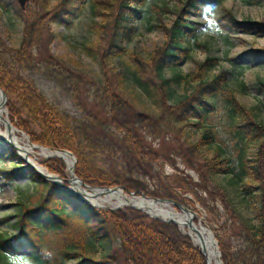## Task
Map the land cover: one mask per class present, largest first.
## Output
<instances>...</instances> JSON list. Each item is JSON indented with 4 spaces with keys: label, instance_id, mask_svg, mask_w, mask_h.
Wrapping results in <instances>:
<instances>
[{
    "label": "trees",
    "instance_id": "16d2710c",
    "mask_svg": "<svg viewBox=\"0 0 264 264\" xmlns=\"http://www.w3.org/2000/svg\"><path fill=\"white\" fill-rule=\"evenodd\" d=\"M198 1L185 0L175 11L171 25H159L164 39L147 56L131 50L126 60L125 42L132 40L135 22L150 0H57L51 6L34 0L25 8L16 7L15 0H0V14L10 12L21 24L22 33L18 46L12 47L0 32V87L6 93L11 122L27 132L33 142L73 151L77 158L75 174L93 185L117 184L128 192L142 190L146 195L184 203L167 187L149 186L151 155L157 153L144 133L158 137L162 133H182L187 126L199 130L198 137L184 150L187 160L197 161L198 155L204 159L205 172L199 167L197 170L205 184L194 180L190 172L182 175L176 170L172 180L195 195L199 186L207 190L209 197H197L216 214L215 220L221 217L217 198L230 205L232 219L223 220L215 232L223 264H264V122L258 117L259 106H247L238 100L228 69L212 72L219 63L217 55L196 61L195 68L183 76L165 73L190 57L192 46L204 45L196 32L199 22L183 15L186 7L197 9ZM244 1L254 5L261 2ZM86 8L93 15H101L102 27L109 29L98 56L92 44L85 46L87 54L103 67L99 84L78 68L71 69L63 57L49 51L47 43H41L48 21L69 28ZM223 9L235 31L264 34V21L238 19L229 8ZM224 37L228 40L229 34ZM242 54L256 61L264 56V46L250 47ZM113 60L118 68L104 69ZM35 69L70 91L81 115L62 110L22 72ZM179 78L190 85V91L172 103L171 85ZM257 82L264 90V80L259 78ZM238 86L242 91L247 89L243 81ZM214 113L217 123L212 120ZM223 131L229 138L219 136ZM227 139L231 148L225 150L221 143ZM213 144L210 157L200 154ZM181 153L185 155V151ZM43 164L50 172L67 176L61 157H48ZM26 167L30 180L43 192L33 203L19 201L15 230H0V264H25L9 258L14 246L28 251L20 257H30V264H63L65 260H72L71 264H207L201 249L174 221L131 206L90 204ZM174 167L179 170L178 165ZM218 174L229 175L240 184L255 204L256 221L235 209L221 183L208 186V178L214 180L213 175Z\"/></svg>",
    "mask_w": 264,
    "mask_h": 264
},
{
    "label": "rangeland",
    "instance_id": "374dc122",
    "mask_svg": "<svg viewBox=\"0 0 264 264\" xmlns=\"http://www.w3.org/2000/svg\"><path fill=\"white\" fill-rule=\"evenodd\" d=\"M15 1L18 4H16V7H19L20 4L18 0ZM41 1L45 5L51 6L54 5L57 0ZM184 1L185 0H150L149 6L146 7L143 12V16H139L138 20L135 22V34L132 40L125 42L127 48L123 58L126 60L130 59L129 52L131 50H135L140 54L147 56L154 46L164 39V32L159 25L163 23L167 26L171 25L172 21L176 18L175 11L178 10ZM32 3H34V0H26L25 6ZM197 5V9L186 7L183 15L192 22H199V25H196V32L198 33V40L204 43V45L192 46L189 51L190 57L181 60L175 69H166V75L173 76L174 74H177L183 76L195 68L196 61L203 60L209 54L217 55L219 57V63L212 72L217 73L221 68L228 69L229 82L236 88L238 100L247 106L258 105V117L264 122V90L257 82L259 78L264 80V56L258 57L256 61H251L246 54H242L250 47H263L264 34L235 31L226 21V16L228 15L225 14L223 9V7L229 8L231 13L238 19L250 18L256 21H264V0H261L259 4L255 5L247 4L244 0H222L221 4L215 3L214 0H199ZM93 20H95V22H93ZM102 24V16L93 15L88 8H86L79 13L78 17L74 19L73 25L69 28L48 21L46 26H44V41L42 40L41 43L44 46L47 43L49 51L55 55L63 57L64 61L71 69L78 68L76 70L94 77L92 79L98 83L99 81L97 80L101 77L100 72L103 67L99 61L92 59V57L87 54L85 46L87 44H92L97 52V56L98 52L101 53L102 46L105 43L104 39L107 30H109L106 27H102ZM0 32L9 46H18L22 34L21 24L13 15H11L10 12L2 11L0 14ZM224 34H229L228 40L225 39ZM114 67L116 69L118 68L115 60L110 61L109 65L105 66L104 69H107L108 71L109 68L114 69ZM22 72L28 77H31L46 97L53 103L57 104L62 110L69 112V114L73 116L81 115L80 105L70 97V91L65 90V87L46 78L38 69L23 70ZM239 81H243L247 85L245 91H242L239 88ZM190 84H194V82L191 81ZM97 85H94L93 88H96ZM171 88L172 92L170 100L172 103L182 99L184 94L190 91V85H187L183 78L173 80ZM122 94L126 96L124 93ZM4 107L5 114L9 119L7 108L5 105ZM217 117V114L214 113L212 120H214L215 123L218 122ZM9 121L11 122L10 119ZM2 128L5 129L4 126ZM18 129V134L23 135L25 131L20 128ZM199 133V130H195L190 126H187L182 133H162L158 137H151L148 132H145L144 135L146 141L157 153L156 155H151L153 156L151 158L152 167L150 169L151 173L147 175V181L150 187H167L173 196H177L179 199L183 198L184 204L195 213V221H199L205 227L210 229L216 238L215 232L218 231V225L225 219H232L230 205H225V201H221L218 197L215 203L217 202L216 204H219L218 208L221 217L219 220H215L214 215L216 214H212L207 207L201 204L197 197L207 196V190H204L203 188H200L202 186H199L197 187L198 189L195 195L192 192L185 191L184 188L174 182L171 177L175 170L182 175L186 172H190L194 180L201 184H205V181L200 176V172L197 170V167L201 170L203 169L202 164H205L204 159L202 156L198 155L196 157L197 161L194 159L192 161L187 160L186 157L188 154L186 150H184L186 146H188V142L194 141ZM219 136H223L225 139L229 138L228 134L224 131L221 132ZM221 144L225 150L231 148V142L229 140ZM40 145L48 148V150H56L59 148L44 144ZM213 149L214 144L211 145L207 151H202L200 154L210 157ZM252 149L253 148H251V150ZM181 150L185 151V155H183L184 157L182 156ZM71 152L73 153V151ZM13 153L16 154V158H13ZM53 153L55 152L37 154L36 160L48 170L46 165L43 164V161L48 157L58 156L53 155ZM61 154H64L62 157H59L65 162L66 177H68L69 167L71 165L69 166L67 157H70V155L66 152H62ZM73 155L75 157V162L73 164L74 171L77 158L74 153ZM22 159L23 158L19 156V151L10 149L0 142V230L6 228L12 231L15 230V221L17 220L16 214L20 207L19 201L27 202L30 200L31 203H33L41 195V192H43V188L40 185L35 184L30 180L26 167L27 164L25 161H22ZM103 162L104 161H102V163ZM175 164L178 165L179 170L174 169ZM213 179L214 180L208 178L206 181L208 186L213 187L215 182L221 183L227 188L230 203L236 207L235 209L244 216L256 221L255 204L251 198L245 194L237 181L232 179L229 175L224 174L213 175ZM83 187L86 188L85 185ZM89 203L96 206L99 205L91 202ZM103 205L110 208L114 207L108 202L101 204V206ZM171 206L178 210L173 204H171ZM13 248L14 251H11L9 254L10 259L13 261L23 260L25 264H30V257H20L23 253L28 254L26 250H17L15 246ZM72 262V260H65L63 264H71Z\"/></svg>",
    "mask_w": 264,
    "mask_h": 264
},
{
    "label": "bare ground",
    "instance_id": "6f19581e",
    "mask_svg": "<svg viewBox=\"0 0 264 264\" xmlns=\"http://www.w3.org/2000/svg\"><path fill=\"white\" fill-rule=\"evenodd\" d=\"M9 119L5 114V107L2 103V94L0 92V142L6 145L10 149L19 151L20 157H27L28 160L39 170L47 172L44 166H42L37 160V154H48L52 152H60L58 150H48L40 145L32 144L25 133L19 135V129L14 124H8ZM3 125L5 127L2 128ZM62 153V152H61ZM64 155V154H63ZM66 156V155H65ZM69 166L72 164V158L67 157ZM65 188L74 191L77 195H80L88 202L94 204H105L108 202L111 206H127L134 205L141 207L143 210L150 214L158 215L162 217H172L177 220L179 227L185 233H188L193 243L200 249H204L203 253L208 258V264H221L219 260V251L211 235L210 229L205 227L199 221H194L192 226H188L187 222L189 218H193L191 212L176 210L171 206V203L165 200H157L151 197H145L139 193L126 192L120 187L114 188H83L75 180H71L68 185H65L61 180L52 177ZM104 206V205H103ZM202 251V250H201ZM223 264V263H222Z\"/></svg>",
    "mask_w": 264,
    "mask_h": 264
},
{
    "label": "water",
    "instance_id": "95a60500",
    "mask_svg": "<svg viewBox=\"0 0 264 264\" xmlns=\"http://www.w3.org/2000/svg\"><path fill=\"white\" fill-rule=\"evenodd\" d=\"M25 1H26V0H18L20 6H21L22 8H24V6H25ZM0 92H1V94H2V103L4 104L5 101H6V93L4 92V90H3L1 87H0ZM8 124L10 125V124H12V123L9 121ZM23 132H24V131H23ZM24 133L26 134V136L28 137L29 141H30L32 144H34V145H40V144H38V143H34V142H32V141L30 140V138H29V135H28L26 132H24ZM40 146H42V145H40ZM56 150H59V151H62V152H66L68 155H70V158H72V164H71V166L69 167V174H68V177H66V178L61 177V176L58 175L57 173L50 172V171H48V170H47V172L41 171V170L37 169V168H36V167H35V166H34V165L28 160L27 157H22V158L24 159V161L26 162V164H27L28 166H30L34 171L39 172V173H40L45 179H48V180L52 181L53 183L59 185L63 190H65V191H67V192H70V193H72V194H76V193H75L74 191H71V190L65 188L64 185L60 184L58 181H56V180L53 179L52 177L61 180L63 183H64L65 180H67L68 182H70L71 180H75V181L78 182L81 186H82V185H83V186L85 185L86 188H94V187H95V188H99V187H102V188H114V187H120V188L123 189V187L120 186V185H111V186L102 185V186H96V185H89V184L84 183L82 180H80L79 177L76 176V174H75L74 171H73V164H74V162H75V157H74L73 153H72L70 150L65 149V148H57ZM53 155H58V156H61V157L63 156V155L61 154V152H55V153H53ZM83 186H82V187H83ZM83 188H84V187H83ZM130 192H131V193H139V194H142V195L145 196V197H151V198H153V199H157V200H165V201H168V202L172 203L174 206H176L177 208H179L180 210H182V211H187V212H191L192 215H193V211H192L188 206H186L185 204H183L182 202H180V201H178V200H176V199H174V198H170V197H162V196H149V195L144 194V193L142 192V190H132V191H130ZM76 195H77V194H76ZM78 196H80V195H78ZM80 197H81V196H80ZM81 198L84 199L83 197H81ZM84 200H85V199H84ZM98 206H101V205H98ZM127 206H132V207L138 208V209H140V210H143L141 207H138V206H134V205H127ZM116 207H122V206H114L113 208H116ZM144 211H145V210H144ZM145 212L148 213L147 211H145ZM148 214L151 215V216H154V217H158V218L164 219V220H172V221L176 222V223L178 224V226H179L178 221L175 220V219H173L172 217H162V216L153 215V214H150V213H148ZM193 223H194L193 218H192V217L189 218V220H188V222H187L188 226L191 227ZM210 232H211V235L213 236V239H214V241H215V244H216V246H217V248H218L217 240H216V238L214 237V235H213V233H212L211 230H210ZM186 234H188V233H186ZM188 235H189V234H188ZM201 250H202L203 253H205V252L203 251L204 249H203L202 247H201ZM218 251H219V249H218ZM205 257H206V262H207V264H208V258H207L206 255H205ZM219 260H220V263L222 264V260H221V256H220V251H219Z\"/></svg>",
    "mask_w": 264,
    "mask_h": 264
}]
</instances>
